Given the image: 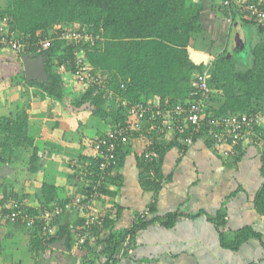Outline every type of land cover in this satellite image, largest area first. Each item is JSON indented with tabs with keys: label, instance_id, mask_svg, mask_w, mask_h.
I'll list each match as a JSON object with an SVG mask.
<instances>
[{
	"label": "trees",
	"instance_id": "obj_1",
	"mask_svg": "<svg viewBox=\"0 0 264 264\" xmlns=\"http://www.w3.org/2000/svg\"><path fill=\"white\" fill-rule=\"evenodd\" d=\"M204 8V4L197 0H7L6 5L0 8V19L6 18L10 31L17 34V37H13L11 33L8 40L19 39L26 45L22 53L43 55L46 58L49 80L28 82L23 72V79L27 84L38 88L44 96L59 102L69 110H90L103 120L112 119L115 124H125L128 108L140 101L147 102L152 97L159 98L157 106L163 111L178 106H190L194 98V95L191 96L192 82L198 74L207 73L205 63L213 57L211 56L213 54L203 55L192 49L196 35L203 34L201 19ZM223 12L227 17V11ZM237 17L244 19L241 13L235 11L233 20L235 21ZM244 20L246 24L255 26L261 37L249 50L251 61L242 64L241 68H238L227 50L217 55L208 76L212 88L222 90L224 100L220 107L212 109L218 115L261 112L264 117V21ZM69 31L89 32L91 36L80 44L60 38L62 32ZM47 39L50 40L49 46L44 47L40 40ZM85 65L90 68L83 70L82 67ZM85 71L87 74L91 72L102 79H109L112 93L120 94L128 103L118 105L115 100L108 103L111 97L109 90L97 85L87 86L84 84L85 80H79L77 74H84ZM69 77L73 81L75 79L78 81L77 87L86 86L84 90L76 94L71 93L70 86L65 83ZM28 119L27 108L17 118L12 116L0 118V131L3 136V139L0 138V146L3 153H12L15 146L31 147L30 168L37 171L41 168L40 161L43 159L39 157L41 148L35 145V140L28 135ZM256 131L257 136L253 143L262 146L259 168L263 182L256 192L255 206L258 213L264 217V119L257 125ZM139 133L142 132H134L129 138ZM147 135L154 140L162 137L157 131ZM172 137L167 143L163 141L151 147L152 163L140 156L142 161L140 164L142 166L146 164L148 168L156 164L157 168H160L159 165L169 148L179 146L181 150H187L191 146L184 142V135L178 131L173 133ZM127 147L124 141L118 146L119 168L124 165L130 152ZM243 154L241 151L233 158L240 161ZM90 161L98 163L97 158L84 153L75 159L76 164H88ZM153 178L152 174L151 182L157 179ZM159 179L155 186L157 190L166 180ZM106 189V184L99 188L102 195L112 193ZM42 192L44 203L41 207H32L25 202L23 208L31 214L42 209L54 213L51 217V226L55 228L54 234L44 235L39 223L28 227L22 218L12 220L32 230L31 251L34 254L45 249V245L54 243L61 235L65 237L67 247L71 248L75 242L78 246L86 248L91 261L105 257L106 260L102 264H118L119 253L126 238L131 236L130 247L133 249L139 230L156 221L154 217L144 219L138 212L132 227L117 229L113 226L115 223L111 214L100 207L101 214L105 215L102 228H95L92 233L85 232L88 210L81 211L68 207L67 204L75 202L79 196L83 200L91 197L93 192L91 183L85 186L82 192L73 194L65 200L59 199L54 185L44 183ZM3 194L5 196L1 199L3 214L11 212V209L5 206L10 195L20 201L24 200L15 193L6 191ZM155 202L150 204L153 214ZM57 209L60 210L58 213ZM68 213H75L80 217L79 225L73 232L66 226H61L57 232L58 223ZM181 214L182 211L168 212L160 222L172 227ZM209 219L219 230L222 246L229 250H239L252 236L258 238L264 245L262 233L252 226L238 228L227 234L224 230L227 213L224 211ZM79 235L85 237L83 243L77 241Z\"/></svg>",
	"mask_w": 264,
	"mask_h": 264
},
{
	"label": "crops",
	"instance_id": "obj_2",
	"mask_svg": "<svg viewBox=\"0 0 264 264\" xmlns=\"http://www.w3.org/2000/svg\"><path fill=\"white\" fill-rule=\"evenodd\" d=\"M6 1L0 2V8L6 5ZM197 1L205 7L201 19L203 33L209 24L215 38L220 26L226 37H232L235 48L243 50L248 47L249 42L245 44L241 39V29L246 20L237 17L229 23L221 8L222 0ZM256 34L258 41L261 35ZM0 46V118H17L27 108L28 135L41 148L39 157L43 159L41 168L32 171L29 163L31 147L15 146L12 153H3L0 146V194L6 191L15 193L28 205L38 208L44 203V183L54 185L61 200L82 192L92 179L86 175L87 164H76L75 159L81 153L94 156L93 142L112 130L114 120H103L90 110H69L47 98L41 90L24 81L23 53H15L4 44ZM216 49L226 50L222 47ZM203 50L200 49V54H215L212 49ZM216 57L205 63L207 73L212 70ZM214 89L212 106L214 104L213 107L218 108L224 100L223 92ZM110 96L108 103L115 100L116 104H121L120 96ZM149 101L158 104L159 98L152 97ZM145 135L142 132L124 141L130 152L124 165L118 167L106 183V190L112 193L103 194L96 202L111 214L115 228L128 229L135 223L137 212L156 201L155 212L151 215L156 221L139 230L135 247L130 253L120 252L118 264H264V245L258 238L252 236L239 250H229L222 246L219 230L209 219L224 211L227 213L224 227L227 234L252 226L262 233L264 242V217L255 206L256 192L263 182L259 168L262 146L249 142L242 149L241 160L236 161L235 157H222L201 136L187 150L172 146L160 168L156 164L148 168L146 164H140V154L151 142L154 146L171 141L173 133L155 140ZM0 138L3 139L1 131ZM128 162L136 163V168H127ZM152 174L153 180L157 178L155 182L150 181ZM159 178L166 180L157 190L155 186ZM2 205L0 198V215ZM175 211H182V214L172 227L161 224L160 220L168 212ZM1 218L0 264H88L89 261V264H102L106 260L100 257L91 261L86 248L75 242L71 248L67 247L65 237L61 235L54 243L45 245V249L34 254L31 251L32 230ZM79 223L77 214L68 213L58 223L57 232L61 226L73 232Z\"/></svg>",
	"mask_w": 264,
	"mask_h": 264
},
{
	"label": "built area",
	"instance_id": "obj_3",
	"mask_svg": "<svg viewBox=\"0 0 264 264\" xmlns=\"http://www.w3.org/2000/svg\"><path fill=\"white\" fill-rule=\"evenodd\" d=\"M222 9L227 11V21L234 22L235 11L241 13V16L247 20L264 21V0H222ZM12 33L13 37H17L15 32L10 31L7 19H0V43H3L6 48L15 53H22V49L26 46L19 39H9ZM89 32L69 31L62 32L60 38L73 41L75 44H80L83 40L89 39ZM44 47H48L50 40L41 41ZM89 66H83V70H88ZM79 80H85L87 86L97 85L104 90L107 89L111 95L120 96L112 93L109 88L110 80L102 79L100 76L88 72L78 73ZM86 77V79H85ZM194 98L191 100L189 107L178 106L167 111L159 109L157 104L151 101H140L131 105L127 111V119L125 124L116 123L110 132L102 135L93 142L94 158L98 159V163L88 162L85 167L86 175L91 177L93 192L91 197L83 200L78 197L77 200L68 207L74 209L88 210L86 218L85 232L92 233L95 228L101 227L104 224V214H101V209L96 203L102 196L99 188L106 184L118 169L117 149L121 141H126L134 132H143L147 134L157 131V134H167L180 132L184 135V142L192 145L196 137H205L209 145L217 151L222 157L230 158L235 154H239L249 142H254L257 136V125L263 121L264 117L261 112H253L246 114L229 113L218 115L213 111L212 100L214 98V89L210 85L208 73H200L192 82ZM124 87V84H122ZM122 99V97H121ZM122 104H127L128 101L121 100ZM156 108V109H155ZM140 134V133H139ZM152 142L140 154L145 161H151L153 154L150 152ZM4 194H0L3 199ZM25 200L9 196L5 206L11 209L9 214H1L5 220H14L22 218L26 222V226L32 227L36 224L42 227L44 235L54 234L55 228L51 226V217L54 216L48 209H42L35 214H31L27 209L23 208ZM80 208V209H79ZM60 210L57 209L56 213ZM140 216L148 219L152 215L151 206L148 205L145 209L139 212ZM104 232V230L102 231ZM103 234V233H102ZM81 235V234H80ZM77 237L79 243L85 241V237ZM131 236L129 235L123 243L121 250L131 252ZM78 244V243H77Z\"/></svg>",
	"mask_w": 264,
	"mask_h": 264
},
{
	"label": "rangeland",
	"instance_id": "obj_4",
	"mask_svg": "<svg viewBox=\"0 0 264 264\" xmlns=\"http://www.w3.org/2000/svg\"><path fill=\"white\" fill-rule=\"evenodd\" d=\"M4 1L5 0H0V2H4ZM208 25L206 26L207 27L206 32L203 33L202 36L196 35L194 47H193L194 50H197V52H199L200 49H204L203 51L207 52L206 50L210 51V49H212L211 52L215 53L213 56L216 57L222 51V50L221 51L217 50L216 48L222 47L223 49L227 50V53L233 58L234 62L237 63V65L239 66L238 68H241L242 64H246V63H249L251 61L250 60L251 57L249 55L250 54L249 53V47H251L250 43L253 42V45H255L257 43V34H256L257 31H256L255 26L250 25V24H246V23L243 24V27L241 29V39L245 44L247 42H249L248 43L249 45L247 48L245 47L243 50H241V48H235L234 47L232 37H230V38L226 37L227 35L224 34V29L221 28L220 26H219V32L215 33V35H217V36H215V38H214V36H213L214 34H211V29L209 27L210 25L209 26ZM233 30L230 31L229 33L231 34V32H233ZM221 34H223V35H221ZM238 50H240V51H238ZM70 80H71V78L69 77V82H68V80L67 81L65 80V83L71 84V82H72V85H69V86H70V91L73 94L80 93L81 91L84 90V87H86L84 85L82 87H80V86L77 87L78 81L75 79V81L71 80V82H70ZM213 106H215V105L213 104ZM135 165H136V163H134V162H130V163L128 162L127 168H136ZM137 168H139V167H137ZM1 219L4 220L3 217ZM40 260L42 262V259H40Z\"/></svg>",
	"mask_w": 264,
	"mask_h": 264
},
{
	"label": "water",
	"instance_id": "obj_5",
	"mask_svg": "<svg viewBox=\"0 0 264 264\" xmlns=\"http://www.w3.org/2000/svg\"><path fill=\"white\" fill-rule=\"evenodd\" d=\"M25 77L28 82L34 80L47 82L49 75L46 70V58L43 55L24 54L22 57Z\"/></svg>",
	"mask_w": 264,
	"mask_h": 264
},
{
	"label": "clouds",
	"instance_id": "obj_6",
	"mask_svg": "<svg viewBox=\"0 0 264 264\" xmlns=\"http://www.w3.org/2000/svg\"><path fill=\"white\" fill-rule=\"evenodd\" d=\"M24 54H26V53H23V55H24ZM113 96H115V95H113Z\"/></svg>",
	"mask_w": 264,
	"mask_h": 264
}]
</instances>
